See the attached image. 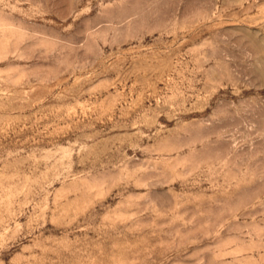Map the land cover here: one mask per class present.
Returning <instances> with one entry per match:
<instances>
[{
	"label": "rangeland",
	"instance_id": "374dc122",
	"mask_svg": "<svg viewBox=\"0 0 264 264\" xmlns=\"http://www.w3.org/2000/svg\"><path fill=\"white\" fill-rule=\"evenodd\" d=\"M0 264H264V0H0Z\"/></svg>",
	"mask_w": 264,
	"mask_h": 264
}]
</instances>
